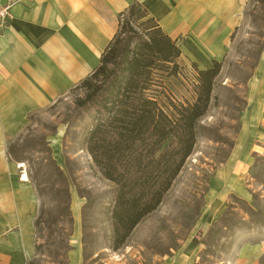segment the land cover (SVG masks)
Returning <instances> with one entry per match:
<instances>
[{
    "label": "rangeland",
    "instance_id": "rangeland-1",
    "mask_svg": "<svg viewBox=\"0 0 264 264\" xmlns=\"http://www.w3.org/2000/svg\"><path fill=\"white\" fill-rule=\"evenodd\" d=\"M219 63L193 154L159 208L127 238L117 233L111 217L115 186L81 146L75 105L81 93L70 92L31 115L11 145L22 152L28 172L39 175L35 187L43 183L37 190V234L45 247L34 264H69L72 251L84 264H163L191 251L195 264H232V253L244 239L264 237L263 150L251 155L240 174L247 199L229 195L221 207V170L246 135L264 130V114L257 117L256 109L264 95L263 0H246L243 19ZM199 71L182 59L178 75L162 79L164 90L157 87L155 95L166 105L168 100L194 103Z\"/></svg>",
    "mask_w": 264,
    "mask_h": 264
},
{
    "label": "crops",
    "instance_id": "crops-1",
    "mask_svg": "<svg viewBox=\"0 0 264 264\" xmlns=\"http://www.w3.org/2000/svg\"><path fill=\"white\" fill-rule=\"evenodd\" d=\"M11 1L13 19L0 35V264H29L39 253L40 202L26 166L10 157L9 146L31 115L67 95L98 67L119 30V15L132 4L139 3L178 41L181 60L204 71L226 55L246 0ZM256 109L261 117L263 93ZM253 132L221 170V207L229 195L247 199L240 174L254 152L264 151V130ZM195 256L191 251L163 264H195ZM231 258L232 264H264V237L244 239ZM69 264L84 263L72 251Z\"/></svg>",
    "mask_w": 264,
    "mask_h": 264
},
{
    "label": "trees",
    "instance_id": "trees-1",
    "mask_svg": "<svg viewBox=\"0 0 264 264\" xmlns=\"http://www.w3.org/2000/svg\"><path fill=\"white\" fill-rule=\"evenodd\" d=\"M181 57L178 41L136 2L119 15V30L98 67L69 91L81 93L75 100L81 146L115 186L111 217L124 238L159 208L193 154L198 125L209 111L221 71L216 61L198 72L194 103L166 105L155 95L157 87L164 90L162 79L178 75ZM9 155L26 162L13 144ZM37 178L29 173L33 184ZM36 226L38 233L39 218ZM193 243L201 244L199 238ZM44 247L37 234L36 249Z\"/></svg>",
    "mask_w": 264,
    "mask_h": 264
},
{
    "label": "built area",
    "instance_id": "built-area-1",
    "mask_svg": "<svg viewBox=\"0 0 264 264\" xmlns=\"http://www.w3.org/2000/svg\"><path fill=\"white\" fill-rule=\"evenodd\" d=\"M13 6L14 2L11 0H0V35H2L9 22L13 19Z\"/></svg>",
    "mask_w": 264,
    "mask_h": 264
},
{
    "label": "bare ground",
    "instance_id": "bare-ground-1",
    "mask_svg": "<svg viewBox=\"0 0 264 264\" xmlns=\"http://www.w3.org/2000/svg\"><path fill=\"white\" fill-rule=\"evenodd\" d=\"M21 167H25V165L23 163H20ZM26 174H24V179H26Z\"/></svg>",
    "mask_w": 264,
    "mask_h": 264
}]
</instances>
